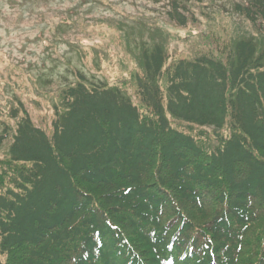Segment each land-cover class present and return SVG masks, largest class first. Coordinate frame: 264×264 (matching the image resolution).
<instances>
[{
	"label": "trees",
	"instance_id": "obj_1",
	"mask_svg": "<svg viewBox=\"0 0 264 264\" xmlns=\"http://www.w3.org/2000/svg\"><path fill=\"white\" fill-rule=\"evenodd\" d=\"M190 1L170 20L185 26ZM236 10L264 22V0ZM263 56L243 39L168 64L157 45L132 74L138 104L82 76L50 132L23 110L0 175V264H264Z\"/></svg>",
	"mask_w": 264,
	"mask_h": 264
},
{
	"label": "rangeland",
	"instance_id": "obj_2",
	"mask_svg": "<svg viewBox=\"0 0 264 264\" xmlns=\"http://www.w3.org/2000/svg\"><path fill=\"white\" fill-rule=\"evenodd\" d=\"M173 1L182 2L0 0V175L23 110L50 132L63 90L82 76L88 86L122 87L138 104L132 74L144 68V51L157 45L168 64L220 53L243 39L256 41L264 55V22L236 10L247 0H191L185 26L169 18ZM161 82L167 88L166 78ZM168 118L173 129L206 137L204 144L219 138L214 128Z\"/></svg>",
	"mask_w": 264,
	"mask_h": 264
}]
</instances>
